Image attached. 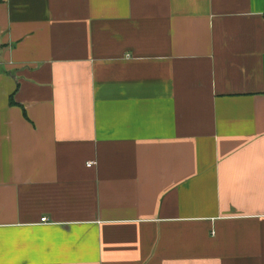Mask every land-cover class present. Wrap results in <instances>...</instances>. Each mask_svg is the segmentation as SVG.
Instances as JSON below:
<instances>
[{
    "label": "crops",
    "instance_id": "crops-1",
    "mask_svg": "<svg viewBox=\"0 0 264 264\" xmlns=\"http://www.w3.org/2000/svg\"><path fill=\"white\" fill-rule=\"evenodd\" d=\"M0 264H264V0H0Z\"/></svg>",
    "mask_w": 264,
    "mask_h": 264
},
{
    "label": "built area",
    "instance_id": "built-area-1",
    "mask_svg": "<svg viewBox=\"0 0 264 264\" xmlns=\"http://www.w3.org/2000/svg\"><path fill=\"white\" fill-rule=\"evenodd\" d=\"M89 165V164H88ZM42 222H45V219H42Z\"/></svg>",
    "mask_w": 264,
    "mask_h": 264
}]
</instances>
